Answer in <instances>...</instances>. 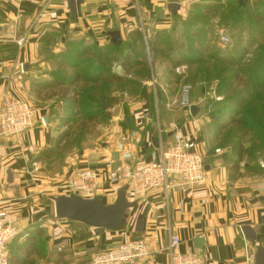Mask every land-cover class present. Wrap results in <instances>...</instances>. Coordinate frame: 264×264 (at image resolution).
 I'll return each instance as SVG.
<instances>
[{"label": "crops", "instance_id": "0c3cea01", "mask_svg": "<svg viewBox=\"0 0 264 264\" xmlns=\"http://www.w3.org/2000/svg\"><path fill=\"white\" fill-rule=\"evenodd\" d=\"M200 1L0 0V106L5 96L22 99V70L42 61V39L48 33L59 36L57 46L62 50L67 42L108 44L109 34L115 31L126 41L138 28L147 27L154 32L168 28L174 16L169 9L171 4H178L177 14L182 15ZM49 12H55L57 19L40 17ZM156 107V102L154 110L147 101L131 103V126L124 125L126 117L119 113L102 130L104 142L87 149L78 164L68 165L61 180L48 176L43 168L45 153L59 146L61 133L47 108L38 107L34 127L8 144L6 156L0 161V205L16 216L18 234L27 237L41 229L43 236L49 238L42 256L31 255L35 264L49 263L46 254L51 257L52 250L54 264H90L97 253L140 239L147 242L150 255L137 264H169L167 248L172 233L180 238L179 252L201 249L207 264H242L245 247L256 253L264 246V174L257 178L244 176L240 164L243 174L233 180L232 159L216 153L220 149L216 146L218 136L212 143L211 136L209 139L203 135L204 127L207 132L211 123L198 115L199 109L192 116L184 110H169L166 101L158 111ZM171 123L179 125L181 135L199 144L209 168L205 186L192 189L180 184L168 196L161 191L151 192L128 211L125 227L117 230L94 228L55 216L51 198L61 195L51 192L55 186L80 168L92 167L107 174L124 162L159 159L161 142L166 146L172 137ZM30 147L37 148V152L32 154ZM33 161L41 163L38 173L31 172ZM122 188L125 187L121 184L103 182L98 198L113 204ZM126 194L135 201L127 191ZM198 238L204 240L202 247L196 246ZM23 259L29 261V257Z\"/></svg>", "mask_w": 264, "mask_h": 264}, {"label": "rangeland", "instance_id": "374dc122", "mask_svg": "<svg viewBox=\"0 0 264 264\" xmlns=\"http://www.w3.org/2000/svg\"><path fill=\"white\" fill-rule=\"evenodd\" d=\"M227 1L232 2L233 0ZM216 4H219L216 0H204L198 5L195 4L196 6L191 8V11L182 13V15L179 16L180 19L174 20L169 25V27L165 29V42L162 46L163 48H161L162 50H168L169 47L167 46L171 44L172 48L170 49V51H173L170 52V55L174 59L173 64H177L176 62L179 61L181 64L178 65L181 66L185 64L183 62L188 61V58L190 57L187 48H189V51L192 54H195H193V56H197L198 52L195 51L192 46L188 47L189 42H194L196 40V37H201L203 38V40H205L204 38H207L205 42L209 40L210 51L205 50V55L211 54L215 48L219 47L223 50V53L221 52V55L219 54L220 58L221 56H223V58L232 59L237 64L240 63L241 65H243L244 61V64L246 65L248 63H246L247 61L245 60L255 59V55L257 54L259 46L261 44L258 40V37H256L258 32L255 33L256 35L254 34L251 38H249L248 32L246 30L241 33L242 35H240V30L235 29L231 25L226 26L222 24L218 18L213 17L210 19V27L205 26L206 17L201 18L200 16H197L193 19V14L197 13L206 16L207 10H210V7ZM221 27H224L228 36L231 37L232 43L228 47H221L219 45V41L217 40V32ZM259 29H262L264 33V26L263 28ZM202 32L205 34H203ZM149 33L154 35L156 34L153 32ZM240 36H242L244 40H252V42H254L252 44L256 45L250 48L248 55L236 58L233 56L231 50L239 44L241 39ZM145 53L146 57L144 55ZM129 54L133 59H131V63L128 64L127 70L124 71L118 62L114 67V72L120 76H127L129 80H132V82H136L138 85L135 88L136 92H134L135 90L133 91V89L128 86H126L125 89L122 90L120 87L121 83H117L114 81L106 83V80H104L103 78L101 80L96 79L95 81L94 75L91 71H88L84 68L82 69L81 67H72L73 65H75L74 57L72 55L71 58H69V64L67 63L68 61L64 62L63 58L66 55V49L62 50V48L56 46L52 48V50H48L43 53L41 52L42 61L38 62L37 64L34 63L27 71L22 70L23 79L21 81H23V83L21 86V98L34 106L36 109H38V107L47 108V110H49V113L55 117L56 127L61 130V133L59 135V146L55 149L54 154L51 155L48 160H46L43 166L48 176L54 178L59 177V179L61 180L62 173L68 165L75 162V164H78L80 157L87 149L94 146L93 144L95 143L100 144L104 142V137H101L102 130L105 129L107 125L111 124V121H113L114 117H117L118 114L121 113L125 118L129 115V107L131 103L146 101L142 99V96H140L141 88L139 85L142 82L144 87L148 89V93L153 94V91L149 86V81L143 78V75L146 73V71L150 70L149 72L151 75H154V72L158 74L156 76H158L159 78L161 87L165 88V84H170L168 92L164 93L167 98L166 103L169 99H172V97L178 95L180 84H187L184 81L187 73L186 75L182 76L184 78L178 81L173 80V77L169 79L165 74L173 67L172 64L168 62L171 57L168 59L166 58V60L163 57L154 59L150 56L149 59L146 44H143V41L140 42V44H137V46L132 51H130ZM41 63L44 64L42 66H39V64ZM144 64L146 68H143L142 65ZM207 67H210L212 69L213 64L207 63L202 66H199L198 63L192 64L191 73L188 79V85L193 87V102H197L199 100L207 102L208 99L212 98L213 96L211 94L207 95L209 91L206 92V90H203V86L200 83L201 79L198 80L196 78L199 73H202L200 69L203 68L205 71H207ZM84 70L86 72H84ZM81 72H84L86 74L85 79H82ZM95 72H97L95 73L97 75L98 71ZM89 77L93 78L87 79ZM195 79L197 81L193 82ZM27 80H29V82H26ZM213 84H215V81L212 82V85ZM103 86H105L104 91H102ZM77 91H83L84 96H79L77 94ZM101 92H103L102 96H105V98L108 97L110 98V100H114L109 101V103L113 104L110 109L106 111H101L98 108L93 109V105L86 100L87 95L91 96V98L99 97ZM257 94V92H254L251 98H249V96H241L238 98V101L231 102L230 106H232L234 110H232L230 114V119L225 120V118H222L220 120L219 123L224 124L226 127H224L225 129H223L222 135L226 136V134L229 133L230 130V134H232V143H235V140H237L238 137H240L243 133L242 128L237 126V122L245 116V110H250L252 107L258 106L253 101ZM220 96L221 98L223 97V95ZM97 100H99V98ZM155 101H157V99H155ZM161 107L162 105H160V107L158 108L157 104L156 110L158 111V109H161ZM235 112H240L241 114L237 115L235 114ZM109 116H111V118ZM260 117H263L264 119V114H260ZM206 128L204 127L202 133L203 135L207 134L209 139L211 136L212 140L210 141H212L213 143V138H215V136H218V132H216L217 126H213L212 124H210L208 126L210 130L205 132ZM254 137L255 134L248 133V135L243 138L242 143L238 144L236 149H233L234 151L230 150L229 148L224 149L219 147L221 150V154H218H220V157L227 154L228 157L233 161L236 160L237 154L239 153L238 149L242 150L244 148L245 150L249 148L250 151L244 156V159L240 163L244 172V174H242L244 176L257 178V176L264 174V168L262 166V163H264V144L258 146V148L253 147L254 145L252 143V138ZM218 139H220V137H218ZM217 145L218 144H216V146ZM231 148H233V144ZM63 182H60L57 186H59ZM57 186H55L54 190L52 189L51 192L61 194V190L57 189ZM53 252L54 250H52L50 253L51 257L50 255L46 254L49 261V263L47 264L55 263L56 257L55 253Z\"/></svg>", "mask_w": 264, "mask_h": 264}, {"label": "trees", "instance_id": "16d2710c", "mask_svg": "<svg viewBox=\"0 0 264 264\" xmlns=\"http://www.w3.org/2000/svg\"><path fill=\"white\" fill-rule=\"evenodd\" d=\"M202 1L198 2V4ZM216 1L219 4L211 6V9L207 10L206 16L197 13L193 14V19L197 16H200L201 18L206 17L205 26L210 27V19L213 17L218 18L222 24L226 26L231 25L235 29L240 30V35H242L241 33L246 30L248 32L249 38H251L256 32H258L257 35L255 34L261 43L258 52L255 55L254 60H245L248 64L245 65L244 61L243 65H241L240 63L237 64L232 59L223 58V56H221L220 58L219 54L221 55V52L223 50L219 47L215 48L211 54L205 55V50L210 51L209 40L205 42L207 38H204L205 40H203V38H198L195 36L196 40L194 42H189L188 47L192 46L193 49L198 53L197 56H193L194 53L192 54L189 51V48H187L190 58H188V61L183 62L185 63L184 65L187 66V76L184 81L188 84V79L193 63H198L199 66L205 65L207 63H212V69L210 67H207L210 71L208 69H206L207 71H205L203 68H201L200 71H202V73H199L196 78L198 80L201 79L200 83L203 86L202 89L206 90V92L209 91L207 95H212L214 90L215 97L212 96V98H209L207 102L203 100L193 102L192 100L193 106H196L200 110L198 115L201 114L200 116L207 117L213 126H217L216 132H218V137H220V139L217 138L219 147L224 149L229 148L230 150H233L234 148L236 149L237 145L242 143L243 138L247 136L248 133H252L255 134V137L252 138V143L254 145L253 147L258 148V146L264 144V119L263 117H260V114H264V33L262 29H259L263 28L264 26V0H247L244 5H241L239 3V0H233L232 2H228L227 0ZM198 4L196 3V5ZM196 5L194 4L191 8L195 7ZM179 16L180 15L178 14L173 16L171 23L174 20L180 19ZM164 31L165 30L154 32L153 29L150 30L147 27L143 28V30H141V28H138L129 35L126 41H122L121 39L120 44L110 42L106 45H101L97 42H94L90 45H87L85 42H67L64 44L65 46H63V49H66V55L64 56L63 61H68L67 63L69 64V58H71L72 55L75 62V65H73L72 67H81L82 69L84 68L88 71H91L94 75L95 81L96 79L101 80L103 78L104 80H106V83L113 81L121 83L120 87L122 90L125 89L126 86H128L134 91L138 86L137 83L129 80L127 76L124 77L116 74L114 72V67L119 62V65L122 67V69L124 71L127 70L128 64L131 63V59H133L130 56L129 52L132 51L137 46V44H140V42L143 41V44H146L147 53L150 54L151 58L153 57L154 59H156L158 57H163L165 59H168L171 57L168 62L171 63L173 67L170 71H167L165 75H167L169 79L173 77L174 80L178 81L184 78L174 73L175 68L179 66L178 64L181 63L178 61L176 62L177 64H173L174 59L170 55V52L173 51H170V49L172 48L171 44L167 43L169 44V46H167L169 47L168 50H162V46L165 42L164 36H166V32ZM149 32H153L156 34H150ZM240 37L241 39L239 44L231 50L233 56L236 58L248 55L250 48L256 45L252 44L254 43L252 42V40H244L242 36ZM59 39V36L52 32L45 35L42 39L43 48L41 52L43 53L45 51L52 50V48H54L55 46L58 47L57 41ZM231 43L232 41L228 46H230ZM144 55L146 57V53ZM142 66L143 68H146L145 64ZM95 71H98L97 75L95 74L97 73ZM149 71H146V73L143 75V78L148 81L153 76ZM84 72L86 71L84 70ZM84 72H81L82 79H85L86 77V74ZM154 75L156 76L158 74L154 72ZM92 78L93 77H89L87 79ZM195 81L197 80L195 79L193 82ZM213 81H215L216 85H212ZM139 86L141 88L140 96H142V99L146 100L150 104V107L153 110L155 102H157L159 108L160 105H162L167 100L166 95L159 86L156 89V95L153 93L154 96L153 94L148 93V89L144 87L143 82ZM104 89L105 86L102 87V91H104ZM134 92H136V90ZM254 92L258 93L257 96L253 99V101L258 106L252 107L250 110H245V116L237 122V126L242 128L243 133L240 137H238L237 140H235V143H232V134H230V130L229 133L226 134V136H223L222 131L226 127L224 124L219 122L222 118H225V120L230 119V114L232 110H234V108L230 106L231 102L238 101V98L241 96H249V98H251ZM102 93L103 92H101L99 97L94 98H91V96L87 95L86 100L93 105V109L98 108L101 111H106L110 109L113 104L109 103V101L114 100H110V98L108 97L105 98V96H102ZM77 94L79 96H84L83 91H77ZM220 95H223V97L221 98ZM217 96L220 97L221 100H217ZM98 98L99 100H97ZM155 99H157V101H155ZM235 114L240 115L241 113L235 112ZM109 117L111 118V116ZM125 120L126 121L124 125L131 126V122L128 116H126ZM58 143H60V140ZM232 144L233 148H231ZM54 151L55 149H52L45 153V159L48 160L50 156L54 154ZM238 151L239 153L237 154L236 160H233L231 163V168L233 169L232 171L234 174V176L232 177L233 180L242 175L240 170V163L244 159V156L250 151V149L248 148L244 150L243 148L242 150L238 149ZM226 156L228 157L227 154ZM228 159L231 160L229 157ZM43 234L44 231H42L41 229H37L33 235L28 234L27 237L20 234L16 235L9 244L10 264H35L34 260L30 259L31 255L37 254L38 257L42 256L41 254L44 244L49 240V238L43 236ZM23 257H29V261H24Z\"/></svg>", "mask_w": 264, "mask_h": 264}, {"label": "built area", "instance_id": "2783aa9c", "mask_svg": "<svg viewBox=\"0 0 264 264\" xmlns=\"http://www.w3.org/2000/svg\"><path fill=\"white\" fill-rule=\"evenodd\" d=\"M48 16L57 19L55 12L41 13L40 17ZM218 41L221 47L230 44V37L226 29H218ZM23 41H20V44ZM150 59V54H149ZM187 66L181 65L175 68V74L182 77L186 75ZM174 80V79H173ZM149 86L156 95L159 86L164 93L168 92L170 84L161 87L159 78L155 75L149 80ZM192 87L188 84H180L178 95L169 99L166 107L169 110L180 109L191 113ZM215 97V92L213 94ZM217 100H221L217 96ZM37 109L27 101L5 96L0 106V161L6 156L9 143L17 141L23 134L35 125ZM173 135L164 146L161 142V155L159 159L151 162H124L114 169H109L107 174L102 170L92 167L80 168L72 173L56 188L61 190V195L75 194L86 199L98 197L101 192V184L123 185L128 187V194L141 201L154 191L168 194L180 184L192 189L205 186L207 174L205 159L199 149V144L189 136H183L179 132V125L171 123ZM37 148L30 147L34 154ZM221 153V150H216ZM31 172L38 173L41 163L30 162ZM264 168V163H262ZM18 234L16 216L6 211L0 205V264H10L9 244ZM180 238L174 233L170 236V244L167 248L169 264H207V258L201 249L189 250L186 253L179 252ZM150 255L149 247L145 239L121 243L118 246L97 253L91 258L90 264H137ZM256 253L245 247L244 262L242 264H255Z\"/></svg>", "mask_w": 264, "mask_h": 264}, {"label": "water", "instance_id": "95a60500", "mask_svg": "<svg viewBox=\"0 0 264 264\" xmlns=\"http://www.w3.org/2000/svg\"><path fill=\"white\" fill-rule=\"evenodd\" d=\"M246 1L239 0V3L244 5ZM169 9L175 16L177 15V11L180 10V6L178 4H171ZM109 36L111 37V42L115 44L121 43L119 31L111 32ZM198 111L196 106H192V116H196ZM172 135L173 132L170 136ZM156 143H158V140H156ZM205 170L207 171L209 168L205 166ZM127 190L128 187L120 189L113 204H105L98 197L86 199L75 194L69 196L60 195L52 197L51 200L54 203L55 216L58 219L69 220L94 228L117 230L125 227L129 217L128 211L136 207L138 203V200L130 201L128 199ZM203 244L204 240L202 238L196 240L197 247H202ZM255 264H264V246L257 249Z\"/></svg>", "mask_w": 264, "mask_h": 264}]
</instances>
